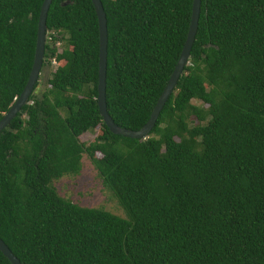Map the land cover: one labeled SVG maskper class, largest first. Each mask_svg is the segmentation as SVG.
<instances>
[{
  "label": "trees",
  "instance_id": "16d2710c",
  "mask_svg": "<svg viewBox=\"0 0 264 264\" xmlns=\"http://www.w3.org/2000/svg\"><path fill=\"white\" fill-rule=\"evenodd\" d=\"M43 1L0 0V120L27 83ZM100 1L106 110L139 131L193 0ZM98 50L91 0H52L48 88L36 98V83L0 133V239L21 264H264V0H201L187 64L145 139L104 124ZM85 156L123 217L58 193ZM0 264H10L1 252Z\"/></svg>",
  "mask_w": 264,
  "mask_h": 264
},
{
  "label": "water",
  "instance_id": "95a60500",
  "mask_svg": "<svg viewBox=\"0 0 264 264\" xmlns=\"http://www.w3.org/2000/svg\"><path fill=\"white\" fill-rule=\"evenodd\" d=\"M52 0H44L37 23V34L34 51V59L32 68L27 80V83L21 92V94L14 100L12 106L3 115L0 120V133L7 128L9 123L15 116L21 111V109L27 104L30 95L32 94L34 87L38 81L40 71L43 64L45 43H46V19L49 7ZM94 7L97 23H98V80H97V107L100 116L106 127L114 135H121L130 139H145L148 137L151 129L154 127L157 117L162 110L164 104L168 100L169 96L173 92L179 77L183 73V69L187 64L190 56V51L195 40V35L198 26L200 2L201 0L192 1L191 17L188 27L186 39L181 50L177 63L170 75L160 97L158 98L156 105L147 121V123L139 131H130L123 129L114 124L111 117L106 110V68H107V21L103 10V6L100 0H91ZM0 252L10 262V264H21L20 261L12 254L4 242L0 239Z\"/></svg>",
  "mask_w": 264,
  "mask_h": 264
},
{
  "label": "rangeland",
  "instance_id": "374dc122",
  "mask_svg": "<svg viewBox=\"0 0 264 264\" xmlns=\"http://www.w3.org/2000/svg\"><path fill=\"white\" fill-rule=\"evenodd\" d=\"M56 63H52L45 68H41L37 81L34 96L40 98L41 94L48 88L47 79L51 75V70ZM194 104L201 106L197 101ZM98 136V132L85 133L80 137V141L87 145ZM58 193L74 203L84 207L103 208L115 215L123 217V211L119 207L116 199L104 189L100 179L91 162L85 156L82 159L81 171L76 176H64L55 183Z\"/></svg>",
  "mask_w": 264,
  "mask_h": 264
},
{
  "label": "built area",
  "instance_id": "2783aa9c",
  "mask_svg": "<svg viewBox=\"0 0 264 264\" xmlns=\"http://www.w3.org/2000/svg\"><path fill=\"white\" fill-rule=\"evenodd\" d=\"M53 64L55 63V61L52 62Z\"/></svg>",
  "mask_w": 264,
  "mask_h": 264
}]
</instances>
